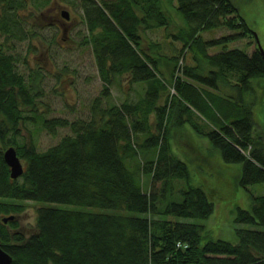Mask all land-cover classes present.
I'll use <instances>...</instances> for the list:
<instances>
[{"label": "trees", "instance_id": "trees-1", "mask_svg": "<svg viewBox=\"0 0 264 264\" xmlns=\"http://www.w3.org/2000/svg\"><path fill=\"white\" fill-rule=\"evenodd\" d=\"M9 2L0 0V30L13 33L23 6ZM80 3L89 31L84 43L93 46L104 84L89 119L38 113L43 73L28 78L12 54L0 52V142L14 146L25 167L13 179L0 150V239L12 264H264V230L239 229L233 243L204 234L203 225L168 219H207L215 211L211 197L218 190L192 185L187 162L174 152L172 138L187 124L226 163L241 165L242 187L264 183V142L255 137L259 122L251 100L259 91L253 81L264 87V57L238 7L233 0ZM223 26L241 32L213 39L201 33ZM159 29L182 42V56L192 54L194 64L184 65L182 75L176 74L179 56L164 55L162 43L148 36ZM249 36L257 43L251 53L227 46L209 52ZM124 76L144 83V96L104 107L109 87ZM21 105L34 113L24 114ZM27 123L53 135L69 127L72 134L40 151L33 140H19ZM143 175L150 176L147 190ZM250 197V207H238L235 220L264 226V194ZM24 200L40 203L29 236L17 220Z\"/></svg>", "mask_w": 264, "mask_h": 264}, {"label": "rangeland", "instance_id": "rangeland-1", "mask_svg": "<svg viewBox=\"0 0 264 264\" xmlns=\"http://www.w3.org/2000/svg\"><path fill=\"white\" fill-rule=\"evenodd\" d=\"M6 1V0H4ZM10 6L16 8L22 3L18 11L21 15V26H17L13 33L0 30V52L12 54L15 58L17 70L29 78L35 70L43 73L42 82L38 90L35 109L38 113L49 114L50 117H65L70 120L89 119L92 114L94 100L102 95L103 81L100 78L96 57L91 43H84L89 36L88 27L84 18L80 0H8ZM239 9L240 15L246 20L251 35L258 37L264 49V0H233ZM13 10V9H12ZM63 11H68L70 19L67 20ZM12 14H14L12 12ZM28 16L30 19H27ZM16 18V16H15ZM182 23V21H180ZM31 25L33 27H31ZM176 32L175 30H173ZM241 30H233L223 26L218 30L201 31L205 39L219 38L228 34H237ZM162 43L161 53L166 56H179L177 75H182L184 65H193L192 54L187 52L182 56V42L174 37L164 36L162 29L149 31L148 36ZM255 38L241 37L236 41L219 44L209 50L211 54L224 49L239 48L250 53L257 49ZM7 40V41H6ZM257 40V39H256ZM7 43H3V42ZM230 78L236 77L228 74ZM258 85L254 113L259 122L255 137L264 142V87ZM146 85L144 83L131 84L124 76L121 82H115L109 87V97L103 98V106L121 105L124 101L136 102L144 96ZM251 96V95H250ZM246 100H248L246 98ZM24 114H33L34 110L21 105ZM204 119H201V123ZM199 123V122H198ZM199 123L201 126L202 124ZM20 141L33 140L38 150L43 151L56 145L60 139L72 134L69 127L60 128L56 135L43 129L40 124L27 123L22 125ZM177 138H172L176 155L187 162L190 172V183L200 186L208 193L218 190L216 197H211L215 203L214 213L207 219L177 218L169 216L173 221L196 223L205 227L204 234L213 239H224L238 243L237 231L243 228H258L236 222V209H248L251 205L250 193L264 194V183L250 185L247 188L239 184L240 164L226 163L221 154L214 149L209 140L197 134L189 124L182 131L178 130ZM173 134V136L175 135ZM33 142V143H34ZM0 142V150L4 148ZM139 160L145 161L142 153ZM145 190L150 182L149 175H143ZM160 188L161 184L157 183ZM23 213L18 214L17 220L21 231L29 236L36 224V212L40 203L24 200Z\"/></svg>", "mask_w": 264, "mask_h": 264}, {"label": "water", "instance_id": "water-1", "mask_svg": "<svg viewBox=\"0 0 264 264\" xmlns=\"http://www.w3.org/2000/svg\"><path fill=\"white\" fill-rule=\"evenodd\" d=\"M64 17L69 20L70 19V14L68 11H63ZM258 42V47L260 48L263 57H264V49L261 46L258 37L256 38ZM4 159L6 163L10 167V176L13 179H17L21 177L25 171L24 163L22 159L19 157L17 149L14 146L8 147L4 151ZM15 215L9 216L8 218H5L4 221L8 222L9 220H14ZM13 263V257L6 252L2 246H1V239H0V264H12Z\"/></svg>", "mask_w": 264, "mask_h": 264}, {"label": "bare ground", "instance_id": "bare-ground-1", "mask_svg": "<svg viewBox=\"0 0 264 264\" xmlns=\"http://www.w3.org/2000/svg\"><path fill=\"white\" fill-rule=\"evenodd\" d=\"M13 215H14V214H13ZM9 216H12V215H9ZM9 216H5V217L3 218V222H5L4 219H5V218H8ZM5 223H7V222H5ZM182 245H183V244L180 243V242L177 244L178 247H180V246H182ZM185 247H187V246H185Z\"/></svg>", "mask_w": 264, "mask_h": 264}]
</instances>
